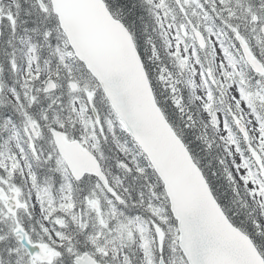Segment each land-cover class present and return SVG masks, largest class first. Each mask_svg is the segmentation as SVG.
<instances>
[{
  "label": "snow or ice",
  "instance_id": "snow-or-ice-1",
  "mask_svg": "<svg viewBox=\"0 0 264 264\" xmlns=\"http://www.w3.org/2000/svg\"><path fill=\"white\" fill-rule=\"evenodd\" d=\"M0 264H264V0H0Z\"/></svg>",
  "mask_w": 264,
  "mask_h": 264
}]
</instances>
